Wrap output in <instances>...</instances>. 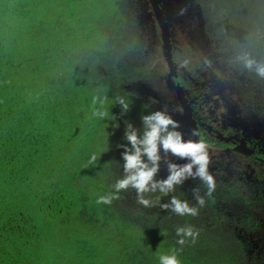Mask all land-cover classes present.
I'll list each match as a JSON object with an SVG mask.
<instances>
[{"label": "trees", "instance_id": "16d2710c", "mask_svg": "<svg viewBox=\"0 0 264 264\" xmlns=\"http://www.w3.org/2000/svg\"><path fill=\"white\" fill-rule=\"evenodd\" d=\"M191 3L199 43L221 65L194 68L196 80L207 81L202 99L219 97L215 87L223 84L264 114V77L242 59L264 63V0ZM137 12L135 0H0V264H159L173 249L180 264H264V194L245 191L241 180L214 179L210 195L199 179L185 198L179 185L168 196L145 194L150 207L132 188L110 205L96 203L124 176L126 125L142 131L141 116L157 110L173 118L145 91L153 47ZM94 109L105 116L94 117ZM162 160L155 179L168 175ZM171 196L197 215L163 209ZM230 201L240 209L230 212ZM182 226L198 232L195 242L176 243Z\"/></svg>", "mask_w": 264, "mask_h": 264}, {"label": "clouds", "instance_id": "9594fccd", "mask_svg": "<svg viewBox=\"0 0 264 264\" xmlns=\"http://www.w3.org/2000/svg\"><path fill=\"white\" fill-rule=\"evenodd\" d=\"M244 67L251 70L255 67L257 75L264 77V63L254 59L244 57ZM97 103L93 98V105ZM101 101V105H102ZM117 103L121 110L127 112L129 104L123 99ZM94 117L103 118L105 112L94 109ZM142 131L128 123L125 129V140L127 144L121 145L124 149L121 156L124 161V176L118 179L112 186L114 191L107 195H101L96 199V203L110 205L114 199H118L123 190L135 189L137 203L144 206H153V201L146 198L145 194L160 193L168 196L175 191L176 186L182 185L189 179H199L207 186L208 194L215 188L213 175L209 172L210 158L208 146L203 140H185L179 123L175 121L166 111L157 110L141 116ZM161 152L181 159H187L184 164H177L171 160H165L168 175L163 179H155L160 170L162 160ZM193 195L197 203L202 207L205 200L198 194L197 189H193ZM159 200V197H157ZM165 210L170 209L179 216H196L198 209L190 206L188 201L181 200L176 196H171L168 203L162 204ZM176 243L183 246L190 238L195 242L198 232L192 226H182L176 228ZM178 249L171 250L170 254H161L158 257L159 264H180Z\"/></svg>", "mask_w": 264, "mask_h": 264}, {"label": "flooded vegetation", "instance_id": "af4514ba", "mask_svg": "<svg viewBox=\"0 0 264 264\" xmlns=\"http://www.w3.org/2000/svg\"><path fill=\"white\" fill-rule=\"evenodd\" d=\"M158 4L163 8V1H159ZM155 29L158 30L156 24ZM174 33L179 32L176 29ZM173 39L174 35L171 51L172 59L176 64L174 75L170 74L160 41L152 44V50L157 55L162 56V60L165 61L161 69L165 79L159 85L161 92V96L158 97L159 101L168 109H173V119L178 123L180 122L182 134H186L190 140H203L206 143L210 158L209 172L214 179L241 180L243 182L241 186H244L245 191L262 189L264 194V158L260 156V153H264V145L261 146L259 143V140H263L264 137L246 132L247 121L245 119L249 120L250 117H247L249 114L244 117L234 112L228 114L226 112L229 111L228 102H225V98L221 94L220 98L210 100L212 108H208L209 101L202 99V89L207 81L196 80L195 67L190 70L187 65L181 64V60H179L181 54L179 51L175 53ZM176 85L182 87L186 103L190 107L194 121L192 128L187 125L183 107L177 98ZM215 93L218 94L219 92ZM219 106L222 108L217 111ZM227 114L231 115V119L235 117L236 121L228 119ZM259 175L262 176V179L259 178ZM257 238L254 241L259 242L260 239Z\"/></svg>", "mask_w": 264, "mask_h": 264}, {"label": "rangeland", "instance_id": "374dc122", "mask_svg": "<svg viewBox=\"0 0 264 264\" xmlns=\"http://www.w3.org/2000/svg\"><path fill=\"white\" fill-rule=\"evenodd\" d=\"M143 1H144V3H142ZM145 1L146 0H135L136 6L138 9V12H137L138 16H137V14H136V16H137V19L140 23V27L142 28V31H143V33L141 35L143 36L145 34V36L147 35L149 38V39L147 38V41H149L148 46H149V50H150L151 49L150 45L152 46V44H154V42L155 43L158 42L156 40V36H157V33L159 34V27L157 25V20H156L155 16L152 15L151 6L149 4H148L149 6L146 5ZM170 1H171L170 5L173 7V10H174V13H173L174 17L171 18L173 21V22H171V31H172L171 33L174 35L173 48L176 51L175 53H177L179 51V53L181 54L180 59H179V60H181V64L187 65V68H190V70H191L192 67L197 68L198 65H201L203 62H205V63H209V64H207L206 68L211 69L212 67L213 68L216 67L215 69L219 68L218 71H220L221 65H219L217 63H213V62L210 63V60L208 57L210 53H208V51H207L208 48H205L203 40L199 43L198 39L199 38L201 39V37L198 36L197 34L198 33L200 34L201 26H200L198 19L193 17V16H196V8L191 3V0H170ZM172 1H173L174 5H173ZM167 5H169V4H167ZM183 5H185V6H183ZM143 6H144V8H143ZM185 11L191 12V18L190 19H188L184 16ZM143 14H146V16H149L148 18H146L147 20H144ZM177 16L182 17V19L178 18V20L176 21L175 19L177 18ZM174 21H176V22H174ZM151 24H153V25L156 24L158 27V30H156V32H154V33H156L155 34L156 36H154V33H153V36L151 34ZM176 29L179 32L177 34L174 33V30H176ZM173 35H172V37H173ZM195 43L198 45L196 46ZM148 46H146V48H148ZM194 47L198 48V50L192 49ZM171 51H172V49H171ZM198 51H200V53L202 52L201 57H203V59L200 58L199 55L194 56V54ZM156 55L157 54L152 49H151V51L146 53L147 59L150 58L149 60H147V65L149 66L150 69H149V73L147 74L148 76H146L147 78L144 80V83L146 84L145 85V91L147 94H150L154 97H159V96H161V92H160V90H158V88H159V85L162 83V80L165 79L164 72H162V70H161L163 68V63H165V61L162 60V56H160V55L156 56ZM197 60H198V62H197ZM198 67H200V66H198ZM210 76H211V78H213L215 76L214 72H213V74H210ZM211 84L214 86L213 82ZM212 85H210V87L214 89L215 86L212 87ZM221 85H223V84H219L215 87V90H216L215 92H219L225 98V100L228 99L227 102H229V106H230L229 108L230 109H229V111H226V112L228 114H230L229 112L242 114L243 117L249 114V116H247V117H250L249 120L245 119V121H247V123L245 125L246 132H248L250 134L255 133L259 136L264 137V114L259 113V110L257 108H255V110H254V108H252L253 104L251 105V104L247 103V101H248V100L246 101V99H248L247 97H246V99H244L245 100L244 102H241L240 98L238 96H236L235 92L230 91V93H229L228 92L229 90H227L228 87L223 86V88H225V89H222ZM220 97L221 96L219 95V98ZM214 99H216V98H214ZM240 103H242L244 105H242ZM211 105H212L211 102H209L208 108H212ZM241 105H242V109L245 108L243 113H242ZM221 108H222V106H219L217 108V111H219ZM238 109H239V111H238ZM252 110L254 113L251 112ZM228 114H227L228 119L236 121L235 117H233L231 119L230 118L231 115H228ZM183 137L185 140H188V138L186 137V134H183ZM165 160H171L177 164L182 165V164H184L183 161H186L187 159L186 158L181 159L179 157L173 156L170 153H168V154H165V157L162 160V163L166 164L164 162ZM195 181H196V179H189V180L185 181L182 185H179V187L177 189L179 192V197L185 198L187 191H189L188 189L190 187L192 188V185L194 184L193 182H195ZM225 204L226 203L222 204L223 206H221V209H224ZM227 206H228V208H229L228 210H230V212L231 211L234 212V211L240 209V205L236 201H232V202L230 201L227 204Z\"/></svg>", "mask_w": 264, "mask_h": 264}, {"label": "water", "instance_id": "95a60500", "mask_svg": "<svg viewBox=\"0 0 264 264\" xmlns=\"http://www.w3.org/2000/svg\"><path fill=\"white\" fill-rule=\"evenodd\" d=\"M159 1H163L164 5L163 8H161L159 6ZM146 5H150L152 8V15L155 16L156 20H157V25L159 27V34L156 36L154 32H156L155 29V24H151V34L153 36H156V40L159 42L160 41V45L162 47L163 50V56L165 58V61L167 63V66L169 68L170 74L174 75L175 74V67L176 64L172 59V53H171V49H172V31H171V23L169 22H173L172 21V17H174V10L173 7L170 5L171 1L170 0H146ZM144 3V1H143ZM169 4V5H167ZM144 8V7H143ZM150 15V14H149ZM149 16H146V14H143V18L144 20H147L146 18H148ZM179 19H182V17H178L175 19L176 21ZM150 19V18H149ZM174 21V22H176ZM156 25V26H157ZM175 90H176V94H177V98L180 101L182 107H183V112H184V116L187 122V125L189 127H194V121L193 118L191 116L190 113V107L187 105L186 103V99L184 97L183 94V90L182 87L179 85L175 86ZM186 161H183V163H186Z\"/></svg>", "mask_w": 264, "mask_h": 264}]
</instances>
